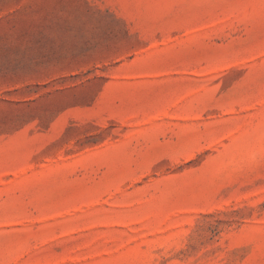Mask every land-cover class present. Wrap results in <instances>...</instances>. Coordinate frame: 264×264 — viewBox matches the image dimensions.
<instances>
[{
	"label": "rangeland",
	"instance_id": "374dc122",
	"mask_svg": "<svg viewBox=\"0 0 264 264\" xmlns=\"http://www.w3.org/2000/svg\"><path fill=\"white\" fill-rule=\"evenodd\" d=\"M0 264H264V0H0Z\"/></svg>",
	"mask_w": 264,
	"mask_h": 264
}]
</instances>
